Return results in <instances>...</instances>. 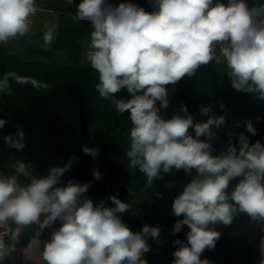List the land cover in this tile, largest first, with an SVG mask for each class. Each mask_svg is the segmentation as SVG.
Instances as JSON below:
<instances>
[{
	"label": "clouds",
	"instance_id": "obj_1",
	"mask_svg": "<svg viewBox=\"0 0 264 264\" xmlns=\"http://www.w3.org/2000/svg\"><path fill=\"white\" fill-rule=\"evenodd\" d=\"M153 5L156 10L147 12L133 3L113 6L107 0H80L74 18L90 21L93 27L85 55L98 73L96 91L117 113H129V171L138 169L148 186L172 169L196 172L173 200L172 215L183 217L175 222L173 234L188 228L186 242L173 241L178 245L173 264H211L201 255L215 249L221 236L217 225L230 226L244 213L264 231V144L250 143L240 133L237 148L230 135L227 151L213 156V129L226 125L225 116L201 105L199 111L208 118L195 123L186 106L169 119L162 118L161 111L169 106L167 86L208 65L216 45L231 87L264 100V3L250 7L246 0H153ZM35 12V0H0V44L28 33ZM52 39L51 32L45 34L46 44ZM10 76L0 78V94L11 95ZM122 89L130 99L117 98ZM6 122L0 119V129ZM244 126L257 134L251 120ZM24 137L17 125L16 134L3 141L21 151ZM82 151L98 158L97 148L85 145ZM74 162L75 156L63 167L50 166L43 177L34 175L25 161L15 162L11 174L0 172V226L10 221L16 225L0 234V264L15 251L23 228L36 225L39 236L56 221L60 226L43 246L45 264H147L143 259L150 251L147 241L159 240L160 227L144 225L133 232L123 220L125 213L137 215L130 204L115 195L109 197L111 205L104 200L94 203L83 196L90 184L73 180L63 184L62 177ZM92 175L101 178L98 170ZM232 181L236 183L229 191ZM259 251L264 264V237Z\"/></svg>",
	"mask_w": 264,
	"mask_h": 264
},
{
	"label": "trees",
	"instance_id": "obj_2",
	"mask_svg": "<svg viewBox=\"0 0 264 264\" xmlns=\"http://www.w3.org/2000/svg\"><path fill=\"white\" fill-rule=\"evenodd\" d=\"M46 1L44 7L57 14L56 33L51 50L64 49L67 63L22 61L17 54L7 53L0 44V78L5 74H12L9 78L11 95L0 94V119L6 120L7 110L11 109L16 121L14 131L17 132L19 125L25 133V147L21 151L13 150V163L30 162L34 175L46 176L50 166L63 167L69 158L75 156L78 162H74L71 168L94 164L99 172L121 171L128 161L126 151L130 142V130H127V123L131 122L120 120L115 113H104L103 122H100V114L95 105L99 95L95 87L98 73L88 60L85 65H79L82 57L81 35L85 31L92 32V24L90 21H78L74 18L80 0H72L71 3L69 0ZM107 2L113 6L122 2L133 3L147 12L156 10L153 0ZM220 2L227 3V0ZM246 2L252 7L264 3V0H258L256 4L252 0ZM13 76L25 82L18 83ZM167 88L169 106L167 110L161 111L164 119L178 113L182 105L187 107L188 114L193 116L195 123L205 122L208 118L199 111L201 105L211 106L216 115L225 116L226 125L218 130L213 129L216 133L210 141L214 149L213 156L227 151L230 135L231 143L239 148L238 134L247 135L250 143L259 141L261 134H264V100L257 98L254 93L235 91L217 71L213 61L198 68L192 77L185 76L175 85L169 84ZM121 97L125 100L131 98L126 89ZM221 104L224 105L223 110ZM245 120L253 122L257 129L256 135L247 132ZM6 127L5 125L0 129L1 150L8 146L3 141ZM85 145L98 149L97 159L83 153L82 148ZM9 168L2 165L0 172L6 174L5 171ZM161 175L163 178L174 176L176 180L175 191L170 194L173 203L174 198L182 192L196 172L192 170L186 173L172 169L170 173L162 172ZM21 181L28 182L23 177ZM62 183L67 184L65 174ZM235 183L236 181L231 182L229 191ZM113 191V184H105L92 189L84 198H91L94 203L104 200L111 205L109 197L113 196ZM160 221L158 224L157 219L150 226L172 228L176 222L168 218ZM12 226L14 230L16 225L12 223ZM37 227L30 225L23 228L18 245H25L32 236L48 241L51 232L56 229L52 225L51 228L41 230L38 236ZM216 230L221 236L211 254L219 260H213L211 264H260L259 243L261 237H264V231H261L258 222H253L246 214L240 213L235 216L230 226L217 225ZM187 231L185 226L179 234L186 237ZM177 247L178 245L170 242L160 264H172L173 252ZM12 260L13 257H7L3 264H12Z\"/></svg>",
	"mask_w": 264,
	"mask_h": 264
},
{
	"label": "rangeland",
	"instance_id": "obj_3",
	"mask_svg": "<svg viewBox=\"0 0 264 264\" xmlns=\"http://www.w3.org/2000/svg\"><path fill=\"white\" fill-rule=\"evenodd\" d=\"M46 0H35L36 8L44 7V3ZM258 0H252L254 4L257 3ZM47 2V1H46ZM31 19V25L30 30L25 35L18 37L19 40L27 41V44H24L25 42H22L18 45L16 43L17 37H15L14 45L8 47L10 50H20L23 53L20 54V58L24 61H36L43 59V53L42 48H44L46 45H44V36L46 33L51 32V34L55 31L56 28V21H55V14L53 12L43 14L38 12H35L33 16L30 17ZM39 33L40 36L34 35L35 37H32L28 39L27 37L32 34ZM90 33L88 31H85L81 35V54L82 57L79 61V65L83 66L86 64V51L89 48V41H90ZM53 36V34H52ZM26 37V38H25ZM43 37V40L40 39ZM40 38V39H39ZM40 41H39V40ZM29 41V42H28ZM18 45V46H17ZM40 46V47H39ZM219 45L215 46V55L213 58V63L215 64V67L217 71L223 75L227 82L229 84L230 80L226 74V67H225V61L222 56L219 55ZM26 50V51H25ZM42 50V51H40ZM17 51V50H16ZM25 51V53H24ZM40 51V52H39ZM55 62H62L59 59H54ZM121 94H124V89H122L120 92L116 94L117 98H121ZM95 105L97 108L98 113L100 114V122H103V114L104 113H115L117 114L118 118L122 121L129 120V115L127 112H125L123 115L117 113L115 111L114 105L111 104L110 101L102 99L99 95L97 96L95 100ZM97 120V122L99 121ZM6 135H15L16 131H14V126L16 125V121L14 119L12 110H7L6 113ZM128 127L127 130H130L132 125L131 123H127ZM190 133L195 136V132L192 129H189ZM259 141L264 144V134H261ZM13 148H10L7 146L4 150L0 149V167L2 165H6L7 167H10L8 170H6V174L12 173V165L13 163ZM129 160L127 161V164L121 171L117 172H100L101 178L99 180H96L92 172L93 170H96L94 164H86L82 166H78L75 168H70V170L66 171L65 176L67 182L69 180H73L74 182L80 183V184H90V187L86 193L83 194L86 195L89 193L92 189L103 186L105 184H113L114 191L113 195L117 196L122 202L128 203L131 205V208L133 211L137 213V215L133 216L131 212L125 213L123 215V220L126 224H134V225H149L151 222L156 221L157 219H173L177 221L178 219H182L183 217H174L172 215V202L170 200V194H172L175 191V184L176 180L173 177L169 178H163V179H156L153 181V184L151 186H148L145 184V177L144 175L137 169L134 173H131L129 171ZM173 171H177L173 169ZM45 175H40V177H43ZM22 178V177H21ZM60 221H56L53 225L55 228L59 226ZM158 226V225H157ZM160 227V226H159ZM162 231H165L166 235L169 236V243L173 242L177 239H180L182 241L186 242V237H184L183 234H173V227L172 228H161ZM167 245V247H168ZM23 248V246H21ZM174 253V252H173ZM213 250H205L202 255L201 259H208L211 262L213 260L218 261L219 259L212 255ZM210 254L212 256H210ZM174 261V255L172 257V262ZM173 264V263H172Z\"/></svg>",
	"mask_w": 264,
	"mask_h": 264
},
{
	"label": "crops",
	"instance_id": "obj_4",
	"mask_svg": "<svg viewBox=\"0 0 264 264\" xmlns=\"http://www.w3.org/2000/svg\"><path fill=\"white\" fill-rule=\"evenodd\" d=\"M36 12H38V14L40 15V13L47 14V13H51L53 11H51L45 7H43V8L40 7V8H36ZM53 14H55V21H57V14L54 12H53ZM55 33H56V28H55V31L52 33L53 38L55 36ZM34 35L40 36V34L37 33V34L29 35L27 38L30 39L32 37H35ZM18 37L20 38L21 36H17V41L15 40V38H11V39H9V41L6 44H1V46L7 53H15V54H17L19 59L22 60L20 58V54L23 53L22 51H20L18 49H16L17 51L13 50V49L12 50L8 49L9 46L10 47L12 46L14 41H16V43H18V45L22 42H25V41L19 40ZM40 40L42 41L43 37ZM52 42H53V39H52ZM52 42L50 44H46L44 42V45H46V46L44 48H42L43 51L40 50L43 53V59L36 60V61L55 62L53 60L56 58V59H59L60 61H62V62H57V63H67L68 61H67V58L65 56V50L64 49L51 50ZM24 44L28 45L27 41ZM25 51H24V53H25ZM22 61H24V60H22ZM26 62H31V61H26ZM127 225L130 228V230L133 232H139L142 229L141 225H134V224H127ZM169 239L170 238H169V236L166 235L165 231L161 230L159 240L149 239L147 241L149 246H150V251L145 253L144 257H143V259H145L147 261V264H160L161 263L162 256H163L165 250L167 249ZM45 242H47V241L42 240L37 236L30 237L28 242L25 245H23V248H22L20 255L18 257H13L12 264H45L43 257H42V251H43V246H44Z\"/></svg>",
	"mask_w": 264,
	"mask_h": 264
},
{
	"label": "built area",
	"instance_id": "obj_5",
	"mask_svg": "<svg viewBox=\"0 0 264 264\" xmlns=\"http://www.w3.org/2000/svg\"><path fill=\"white\" fill-rule=\"evenodd\" d=\"M13 230V226H12V222L10 221L8 224L4 225V226H0V234H3L5 231H12ZM5 240L6 242H8V237L5 236ZM22 245H15V251L9 256V257H18L22 251L21 248ZM7 259V257L3 260L2 264L4 263V261Z\"/></svg>",
	"mask_w": 264,
	"mask_h": 264
}]
</instances>
